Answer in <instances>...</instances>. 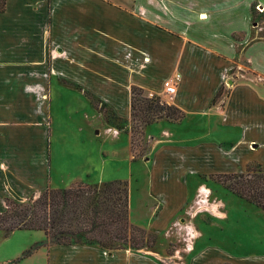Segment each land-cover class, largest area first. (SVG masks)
Wrapping results in <instances>:
<instances>
[{
    "label": "crops",
    "instance_id": "crops-1",
    "mask_svg": "<svg viewBox=\"0 0 264 264\" xmlns=\"http://www.w3.org/2000/svg\"><path fill=\"white\" fill-rule=\"evenodd\" d=\"M256 1L7 0L0 13V198L64 186L52 176L44 113L48 122L102 119L104 127L97 123L81 135L94 142L105 129L110 143L100 148L117 163L118 175L84 165L69 176L70 185L126 181L123 164L144 163L151 196L162 199L152 217L184 227L189 220L183 215L192 213L197 196L190 198L191 176L263 166L246 161L242 171L224 169L227 150L231 155L238 147H264V37L253 29ZM259 3L264 8V0ZM177 75V93L167 96L164 83ZM133 87L185 113L178 123L145 127L148 155L137 160L131 149ZM210 213L221 220L226 215L217 206ZM134 217L131 197V222ZM38 255L40 264H164L176 256L88 244L45 246ZM185 264H264V256L203 248L202 256H186Z\"/></svg>",
    "mask_w": 264,
    "mask_h": 264
},
{
    "label": "rangeland",
    "instance_id": "rangeland-1",
    "mask_svg": "<svg viewBox=\"0 0 264 264\" xmlns=\"http://www.w3.org/2000/svg\"><path fill=\"white\" fill-rule=\"evenodd\" d=\"M259 1L257 0L252 6L255 15L253 29L264 37V13L262 12L264 8L259 6ZM41 117L43 130H45L43 125L48 123L47 137L51 143L52 176L55 177L54 180L57 185H64L61 188L74 185L75 183L70 185L71 182H68L69 176L76 174L77 170H81L84 165L86 167L94 166L98 171L102 168L109 175L107 177L110 178L118 175L117 170H113L117 163L106 159V148H100L101 145L105 146V144L110 143L107 137L109 134L105 129L94 138L95 143L90 140L85 141L81 135L85 130H88V127L97 123L102 126L106 125L102 119L94 120L91 118L89 123L86 120L81 124L78 122L79 119L62 123L50 117L51 120L48 122V119L45 118L47 117L46 113ZM82 127L83 132H80L78 128ZM119 127H124V125L120 124ZM96 131H100V129H96ZM134 149L138 159H144L148 155L149 147L145 134L144 136L135 135ZM231 151V149L226 151L227 158L224 169L233 170L236 168L242 171L246 161H258L263 164L262 169L264 170V147L256 152H252L244 146L238 147L234 148L230 155ZM253 164L255 163L250 165ZM217 169H222V167L219 166ZM246 169L242 173H246ZM148 170L149 166L144 163H130V165L123 164L120 173L125 172L123 176L129 187L130 199L132 197L135 215L132 222H141L140 225H143L149 233H154L157 236L156 245L151 250H166V253H175L176 255L174 259L167 256L164 264H185L186 256H202L203 248H220L230 256H264V209L230 193L221 182L215 179V175L208 176L207 174L203 177L202 175L201 177L194 175L187 181V185L190 198L193 199L196 192L197 196L190 205L192 213L183 215V217L187 216L189 221L184 227L180 225V221L177 222L178 227L176 225L173 227L168 222L165 224L161 219L156 221L152 217L153 208L157 203L160 204L162 199L151 196L152 182ZM208 172L212 171L209 170ZM86 182L92 183L90 180ZM201 182L204 183L202 186H200ZM1 187L2 184L0 183ZM48 187L53 188L52 185ZM38 190L35 187L34 191L36 192L33 195L31 193L18 195L17 193V198L9 196L8 193L2 195L0 213L3 211L2 209L6 211L10 200L27 203L31 197H38L41 194ZM214 206L220 207L225 212L226 215L223 220L216 219L210 213ZM207 218H210L208 223L205 222ZM200 232H203V236ZM44 239L45 234L42 231L17 230L9 236L0 231V264H40L42 258L38 252L42 248L45 249V246L40 247L30 255L24 256V254L34 244L44 241Z\"/></svg>",
    "mask_w": 264,
    "mask_h": 264
},
{
    "label": "trees",
    "instance_id": "trees-1",
    "mask_svg": "<svg viewBox=\"0 0 264 264\" xmlns=\"http://www.w3.org/2000/svg\"><path fill=\"white\" fill-rule=\"evenodd\" d=\"M7 0H0V13ZM185 113L160 96L147 97L141 88L132 89L131 149L137 160L135 135L144 136L145 127L160 120L178 123ZM215 179L242 200L264 209V170L248 165L246 173L219 174ZM0 213V231L6 236L17 230L42 231L46 239L25 252L30 255L42 246L95 245L106 251L153 248L157 236L134 225L130 218V191L127 182L77 183L68 188L48 187L27 203L9 201Z\"/></svg>",
    "mask_w": 264,
    "mask_h": 264
},
{
    "label": "built area",
    "instance_id": "built-area-1",
    "mask_svg": "<svg viewBox=\"0 0 264 264\" xmlns=\"http://www.w3.org/2000/svg\"><path fill=\"white\" fill-rule=\"evenodd\" d=\"M179 79L180 75H177L164 83V90L167 96H174L177 93V82L179 81Z\"/></svg>",
    "mask_w": 264,
    "mask_h": 264
}]
</instances>
